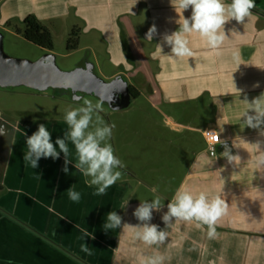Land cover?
<instances>
[{
    "label": "crops",
    "instance_id": "obj_1",
    "mask_svg": "<svg viewBox=\"0 0 264 264\" xmlns=\"http://www.w3.org/2000/svg\"><path fill=\"white\" fill-rule=\"evenodd\" d=\"M254 3L253 16L240 24L235 20L225 24L228 39L219 51L193 34L188 37L193 55L172 60L163 56L170 48L162 42L163 35L178 29L171 0H0V26L13 20L21 24L28 15L46 28L45 23L66 19L82 24L74 29L98 41L116 68L107 79L119 77L135 89L136 98L146 97L153 107L167 109L163 125L169 132L188 134L187 140L198 135L202 143L176 188L146 194L124 173L106 194L95 196V186L73 167L74 160L67 174L62 171V153L55 160L41 158L35 169L26 166L25 139L37 126L0 109V264H141L143 257L155 254L164 257L163 264H264V169L255 166L256 150L239 141H261L264 150V137L240 118L246 108L240 101L264 92V16L257 13H264V0ZM190 15L191 9L183 13L185 18ZM152 25L157 34L150 42L145 34ZM236 53L239 62L233 59ZM232 80L242 90L239 96ZM175 111L183 113L185 122L175 120ZM43 124L53 143L63 137L57 135L56 124ZM209 130L218 132L219 140L241 157L238 166L221 155L225 150L221 143L215 155H209L205 140ZM69 149L74 155L70 143ZM72 185L81 193L79 203L68 199L66 191ZM182 187L194 196L204 192L209 199L220 195L225 200L228 208L217 221L216 238L209 239L207 226L198 228L196 222L163 223L167 204ZM154 195L164 200V207L152 213L150 223L168 236L163 244L148 246L123 224H139L133 211ZM110 211L122 217V226L106 231L103 225ZM84 231L92 255L80 250Z\"/></svg>",
    "mask_w": 264,
    "mask_h": 264
},
{
    "label": "clouds",
    "instance_id": "obj_2",
    "mask_svg": "<svg viewBox=\"0 0 264 264\" xmlns=\"http://www.w3.org/2000/svg\"><path fill=\"white\" fill-rule=\"evenodd\" d=\"M178 19V29L171 34L162 36V42L170 48V53L163 55V47L160 43L156 45L159 52L172 60L182 57H191L192 49L188 46V37L195 34L201 37L209 49L219 51L228 36L225 34L224 26L230 20H235L237 24L243 23L247 18L253 16L251 11L256 7L254 0H171ZM191 9V15L187 18L183 13ZM231 33H236L235 29ZM157 34L155 25L149 27L145 34L146 41H150ZM233 59L240 61L238 53L234 54ZM232 79V77H231ZM233 82V80H232ZM259 85H254L258 87ZM234 92L240 94L242 90L236 88L233 82ZM75 101H81V97L75 96ZM105 102H112V96L106 95L100 97L94 104L91 100L83 99V106L68 108L65 110L64 121L67 125L62 138H57L52 142L51 133L45 124H39L37 130L27 136L25 139L26 151L23 154V161L26 166L35 169L38 167V161L41 158L58 159L62 153L64 156V167L62 171L68 173V165L74 160L73 167L83 176L90 178V185L95 186L92 193L95 196H103L106 190L113 186L123 173L119 169L125 166L122 161L114 154V149L109 143L112 137V129L115 125L106 123L99 115L103 110ZM241 103L246 108L240 113L243 118V125L258 130V135L264 137V92L251 101L245 96ZM115 110V109H113ZM95 117V119H94ZM0 134L3 130L0 129ZM215 136L216 143L211 147V153L215 155L214 147L217 143L224 145V152L221 155L229 164L238 166L241 157L233 155L231 149L223 141L219 140V133L213 132L209 136ZM256 152L254 156L255 166L264 169V150H262L261 141L249 144ZM69 143L74 148V155L69 149ZM152 193L157 192V188L151 189ZM67 196L73 203H79L81 193L75 190L72 185L67 189ZM162 198L154 195L151 200L140 201L132 215L140 223L136 226H130L126 223L123 227L134 229L135 238L142 241L145 245L163 244L168 236L165 230H159L158 226L151 224L152 213L160 211L163 207ZM167 211L161 216V220L166 226L172 221L196 222V226H207V236L209 239L217 237V221L226 214L228 205L220 195L209 199L208 195L200 192L193 195L185 188L178 189L171 201L167 204ZM63 219V218H62ZM122 226V217L116 211H110L106 216L104 229L114 230ZM80 236L83 242L80 250L86 255H92L93 248L85 241L87 232ZM164 257L160 254L143 257L141 264H163Z\"/></svg>",
    "mask_w": 264,
    "mask_h": 264
},
{
    "label": "rangeland",
    "instance_id": "obj_3",
    "mask_svg": "<svg viewBox=\"0 0 264 264\" xmlns=\"http://www.w3.org/2000/svg\"><path fill=\"white\" fill-rule=\"evenodd\" d=\"M53 38V50L39 48L27 42L17 30H23L18 21H10L8 25L0 26L2 50L13 59L38 61L42 58L53 60L62 71L70 72L78 67L92 65L94 75L103 80L116 71L108 62L105 49L98 41L90 36L76 33L74 27L82 24L73 19L53 21L49 25ZM70 38L77 40V48L67 51ZM73 41L71 42V44ZM137 78L133 79L136 82ZM142 89V87H141ZM143 90V89H142ZM144 91V90H143ZM66 89H47L37 92L26 87L0 88V109L13 118L26 120L34 126L52 123L57 126V135H64L67 125L64 121L65 110L83 106V99L91 100L94 104L98 99L80 94L81 101L77 102ZM146 97L129 101L121 110H111L103 105L99 115L103 120L115 125L109 143L114 154L124 164L122 173H127L128 182L134 186L137 182L143 192H150L153 187L162 189L176 188L191 160L192 153L201 148V139L188 134H173L163 125L164 115L168 110L163 107H153ZM176 121L185 122L183 113L175 111ZM95 119V117H94ZM171 141L172 144H168ZM191 156V157H190ZM122 178V177H121Z\"/></svg>",
    "mask_w": 264,
    "mask_h": 264
},
{
    "label": "water",
    "instance_id": "obj_4",
    "mask_svg": "<svg viewBox=\"0 0 264 264\" xmlns=\"http://www.w3.org/2000/svg\"><path fill=\"white\" fill-rule=\"evenodd\" d=\"M14 87H26L37 92L64 88L69 93L73 92V96L80 92L96 99L111 95L112 102L104 104L111 110L125 108L131 99L126 84L119 77L107 82L97 78L87 66L65 72L49 58L34 62L10 58L2 50L0 37V88Z\"/></svg>",
    "mask_w": 264,
    "mask_h": 264
},
{
    "label": "trees",
    "instance_id": "obj_5",
    "mask_svg": "<svg viewBox=\"0 0 264 264\" xmlns=\"http://www.w3.org/2000/svg\"><path fill=\"white\" fill-rule=\"evenodd\" d=\"M257 12V11H255ZM259 15L264 16V13L257 12ZM6 25H8L6 23ZM21 25L23 27L22 31H18V33H21V36L31 44L45 49V50H53V38L50 33V31L42 24L41 21H39L35 16L28 15L26 16L22 21ZM77 33V30L74 29L72 35ZM73 43L71 44V42ZM77 48V40L70 38L68 41V44L66 46L67 51H72ZM127 89L130 93V98L135 99L137 97V94L135 93V89L130 86L126 85ZM1 188V187H0Z\"/></svg>",
    "mask_w": 264,
    "mask_h": 264
},
{
    "label": "built area",
    "instance_id": "obj_6",
    "mask_svg": "<svg viewBox=\"0 0 264 264\" xmlns=\"http://www.w3.org/2000/svg\"><path fill=\"white\" fill-rule=\"evenodd\" d=\"M213 132H215V131L209 130V131L205 132L206 147H207V151H208L209 155H211V156L213 155L211 153V147H212V145H214L216 143L215 136L214 135L213 136H209V134H211ZM216 145L214 147V151L216 150Z\"/></svg>",
    "mask_w": 264,
    "mask_h": 264
},
{
    "label": "flooded vegetation",
    "instance_id": "obj_7",
    "mask_svg": "<svg viewBox=\"0 0 264 264\" xmlns=\"http://www.w3.org/2000/svg\"><path fill=\"white\" fill-rule=\"evenodd\" d=\"M87 67L93 72V68H92V65L91 64L87 65ZM70 94H74V93L71 92ZM76 96H80V92H77L76 93Z\"/></svg>",
    "mask_w": 264,
    "mask_h": 264
}]
</instances>
